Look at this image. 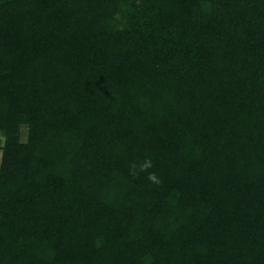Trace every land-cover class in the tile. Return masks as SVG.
Segmentation results:
<instances>
[{
	"label": "trees",
	"instance_id": "1",
	"mask_svg": "<svg viewBox=\"0 0 264 264\" xmlns=\"http://www.w3.org/2000/svg\"><path fill=\"white\" fill-rule=\"evenodd\" d=\"M0 138V264H264V0H0Z\"/></svg>",
	"mask_w": 264,
	"mask_h": 264
},
{
	"label": "clouds",
	"instance_id": "2",
	"mask_svg": "<svg viewBox=\"0 0 264 264\" xmlns=\"http://www.w3.org/2000/svg\"><path fill=\"white\" fill-rule=\"evenodd\" d=\"M154 167L152 159L145 158L142 161L139 162H132L129 165V174L133 177H139L140 174L146 173V179L154 184V185H159L162 183L160 180L159 176L154 172V171H149Z\"/></svg>",
	"mask_w": 264,
	"mask_h": 264
},
{
	"label": "rangeland",
	"instance_id": "3",
	"mask_svg": "<svg viewBox=\"0 0 264 264\" xmlns=\"http://www.w3.org/2000/svg\"><path fill=\"white\" fill-rule=\"evenodd\" d=\"M4 144V139L0 138V148ZM1 159H2V150L0 149V165H1Z\"/></svg>",
	"mask_w": 264,
	"mask_h": 264
}]
</instances>
